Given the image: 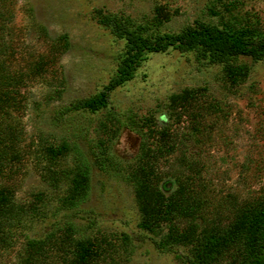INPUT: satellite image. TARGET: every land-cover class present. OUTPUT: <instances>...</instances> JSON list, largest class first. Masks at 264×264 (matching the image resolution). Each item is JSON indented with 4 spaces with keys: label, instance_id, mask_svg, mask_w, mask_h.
<instances>
[{
    "label": "rangeland",
    "instance_id": "rangeland-1",
    "mask_svg": "<svg viewBox=\"0 0 264 264\" xmlns=\"http://www.w3.org/2000/svg\"><path fill=\"white\" fill-rule=\"evenodd\" d=\"M0 12V186L17 206L0 264H22L29 240L59 237L67 227L98 246L91 264H179L188 247L168 239L167 223L141 225L128 176L142 144H152L149 126L168 130L174 143L157 160L162 191L183 182L203 200L199 215L173 223L227 222L241 203L264 199V58L245 59L247 76L232 83L193 50L148 53L106 106L69 108L107 84L123 51L101 14L164 32L201 20L264 36V0H0ZM185 90L194 95L187 107L171 104ZM61 143L68 151L51 157L46 147ZM79 151L91 187L71 207L64 198Z\"/></svg>",
    "mask_w": 264,
    "mask_h": 264
},
{
    "label": "trees",
    "instance_id": "trees-1",
    "mask_svg": "<svg viewBox=\"0 0 264 264\" xmlns=\"http://www.w3.org/2000/svg\"><path fill=\"white\" fill-rule=\"evenodd\" d=\"M158 13L163 14L164 11L160 9ZM1 14L0 18H3ZM99 21L124 40L123 51L107 84L98 92L72 102L70 109L95 112L106 106L110 92L134 77L148 53L164 52L169 48L179 52L193 50L199 60L221 65L232 83H238L247 76L249 65L245 59L258 61L264 58V36L247 25L219 26L195 20L177 32H164L116 14H101ZM5 94L0 90V100ZM193 97L191 91L185 90L172 94L169 99L171 104L185 108ZM147 132L152 137V144H142L140 155L128 174L141 225L152 231L162 223L168 224V239L188 247V254L179 257V264H264V199L241 203L227 222L213 221L200 229L196 224L178 226L173 220L196 217L202 211L203 200L183 182L168 195L162 191L158 185L157 160L171 152L174 143L165 128L149 126ZM68 149L67 143L46 147L47 153L54 158ZM77 154L64 198V203L71 207L87 200L91 187L89 161L80 151ZM16 212L11 191L0 186V245L8 243L11 237L6 224ZM56 251L60 252L58 257L61 260L57 264H91L100 253L93 241L74 238L72 228L67 227L59 237L29 240L22 264H54L51 258Z\"/></svg>",
    "mask_w": 264,
    "mask_h": 264
}]
</instances>
